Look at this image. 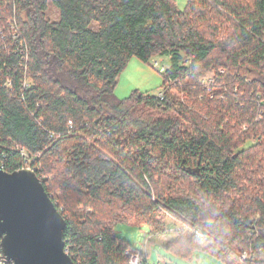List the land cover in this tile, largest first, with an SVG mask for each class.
Returning a JSON list of instances; mask_svg holds the SVG:
<instances>
[{"label":"trees","instance_id":"obj_1","mask_svg":"<svg viewBox=\"0 0 264 264\" xmlns=\"http://www.w3.org/2000/svg\"><path fill=\"white\" fill-rule=\"evenodd\" d=\"M48 2L57 23L46 20ZM0 7L27 43V61L0 55V168L35 169L67 222L75 264H129L127 252L138 249L116 225L153 228L158 214L175 219L169 254L264 264V189L240 186L256 161L250 152L264 146V0H188L183 10L175 0ZM155 56L170 59L163 97L118 98L130 60ZM208 71L215 75L205 86ZM240 190L252 194L227 199ZM225 200L230 207L218 206Z\"/></svg>","mask_w":264,"mask_h":264},{"label":"water","instance_id":"obj_2","mask_svg":"<svg viewBox=\"0 0 264 264\" xmlns=\"http://www.w3.org/2000/svg\"><path fill=\"white\" fill-rule=\"evenodd\" d=\"M67 222L35 171L0 169V248L11 264H75Z\"/></svg>","mask_w":264,"mask_h":264},{"label":"rangeland","instance_id":"obj_3","mask_svg":"<svg viewBox=\"0 0 264 264\" xmlns=\"http://www.w3.org/2000/svg\"><path fill=\"white\" fill-rule=\"evenodd\" d=\"M179 9H185L188 0H175ZM247 2L250 0H241ZM46 20L57 23L60 21V11L51 2H48V10L45 14ZM91 28L95 31L98 30V23H93ZM157 64V65H155ZM170 59L169 57L155 56L149 64H145L137 58H132L128 63L126 69L121 73L119 77V83L115 89V95L120 99L128 98L133 92L139 91L144 94L151 96H159L162 92V82L163 74L161 69H169ZM215 73L213 71H208L200 79L202 85H208L212 82ZM174 94L178 98H183L182 94L175 91ZM203 97H198V100H203ZM156 115V114H155ZM156 117V116H152ZM240 149H246L242 147ZM250 156L256 160L253 164V168L249 165L245 168L248 170L249 179L243 181L241 187H247L246 190L250 191V188L262 187L264 189V146L258 150H253L250 152ZM253 171V172H249ZM253 175L255 178H253ZM251 179V180H250ZM188 182H185L184 186L181 188L189 189ZM191 190L186 192L192 197L198 194L194 186L190 187ZM252 188V189H253ZM186 193V194H187ZM251 195V192H247ZM244 191H235L227 196V199H237L240 203L245 201V198L249 197ZM236 202V203H239ZM220 207H230L229 201L222 202L218 204ZM154 221L157 222L152 227L150 226H136L135 224L119 223L115 227V233L127 240L132 246L138 250H143L147 255L149 264H222L220 261L212 258L210 255L204 252L197 251L193 255L192 259L186 260L183 258H178L172 254H169L164 248V245H168L175 239V232L177 231L175 227V219L169 215L158 214L154 217ZM253 234V233H251Z\"/></svg>","mask_w":264,"mask_h":264},{"label":"built area","instance_id":"obj_4","mask_svg":"<svg viewBox=\"0 0 264 264\" xmlns=\"http://www.w3.org/2000/svg\"><path fill=\"white\" fill-rule=\"evenodd\" d=\"M4 14L5 11L3 10V8L0 7V55L7 54V56H11V55H18L19 53H21V55L23 56L24 49L27 46V43L22 33V29L15 18L12 17L5 18ZM21 60L22 62L27 61V56L24 55L21 58ZM166 71L167 69L164 68L161 69L162 74H164ZM31 84H32L31 80H26L23 89L27 90L31 86ZM6 87L11 89L12 85L10 80H7ZM163 95L164 92H161L159 96L162 98ZM26 169H31L35 171V169H33L31 166H28ZM195 234L198 237L202 238V234L199 231H195ZM144 254L145 252L143 250L141 251L129 250L127 252V256L129 258V264H149V263H144L143 261ZM246 257L247 254L243 256V259H246ZM0 264H11L6 261L2 253L0 254Z\"/></svg>","mask_w":264,"mask_h":264}]
</instances>
